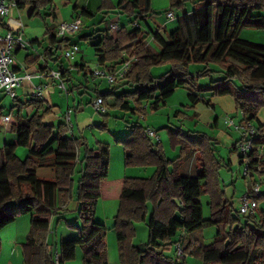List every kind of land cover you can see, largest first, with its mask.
I'll use <instances>...</instances> for the list:
<instances>
[{
  "label": "trees",
  "instance_id": "obj_1",
  "mask_svg": "<svg viewBox=\"0 0 264 264\" xmlns=\"http://www.w3.org/2000/svg\"><path fill=\"white\" fill-rule=\"evenodd\" d=\"M148 1L119 0L117 6H122V14L133 21L152 19L156 30L147 24L145 31L138 22L139 27L130 30L121 27L109 36L106 28L92 45L98 65L114 61L111 71L125 59H131L116 88L133 86L134 89L119 94L115 88L95 90L96 95L106 107L143 116L146 112L143 102L155 111L180 87L188 89L192 107L201 100L202 93L231 95L236 109L243 113L241 121L254 119L258 123L248 168L252 176L255 173L261 176L264 157L259 152L264 149V123L258 113L264 110V44L238 35L243 28L264 29V0H190L194 3L193 10L182 14V23L167 38L159 31L162 28L159 13L148 11ZM52 3L53 0H16L18 7L31 5V14H39ZM184 4L185 0H181L171 8L180 9ZM148 31L159 51H151L146 44ZM49 41L57 48L68 42L67 38L56 40L53 34L49 35ZM163 64H168L169 70L160 76L153 75L151 69ZM192 65L197 67L196 71H191ZM76 66L84 71V65ZM89 73L95 78L92 71ZM215 73L220 75L214 79ZM83 75L86 77L87 73ZM202 77H208L209 83L202 85ZM66 82L69 84V79ZM74 88L78 85L68 86L67 91L73 92ZM31 104L28 115L21 114L19 108L16 118L10 117L4 123L5 130L16 138L0 147V231L18 216L30 215L29 234L22 243V264H55L47 238L53 216L66 206L75 184L82 224L72 223L77 228V237L61 241L58 249L61 264L74 258L77 246L82 251V264H108L106 228L95 221L98 198L118 200L113 228L122 264H185L176 257L166 256L165 251L180 241L183 255L186 254L194 239L183 246L184 233L210 225L221 226L222 230H218L215 241L201 246L204 264H264V210L258 217L255 213L243 214L244 222L240 215L232 213L233 202L219 188L216 172L221 162L215 157L216 141L212 137L190 134L191 131L179 126L169 128L171 144L180 146V154L171 160L166 158L160 143L151 141L145 126L136 122L116 141L122 144L126 164L153 166L154 172L147 178H110L106 143L88 147L85 140L68 131L65 122L54 126L43 121L51 109L44 101ZM2 116L0 107V121ZM236 143L232 145L234 151ZM18 146L28 148L25 159L17 155ZM48 155L53 156L55 176L40 178L36 167ZM192 161L196 172L184 173L183 167ZM258 167L263 170L257 172ZM202 194L209 196L210 212L206 219L198 199ZM253 198L256 203L264 200V193L254 194ZM135 220L145 221L148 226L149 237L144 248L133 243ZM176 236L179 239L175 240Z\"/></svg>",
  "mask_w": 264,
  "mask_h": 264
},
{
  "label": "rangeland",
  "instance_id": "obj_2",
  "mask_svg": "<svg viewBox=\"0 0 264 264\" xmlns=\"http://www.w3.org/2000/svg\"><path fill=\"white\" fill-rule=\"evenodd\" d=\"M63 0H53V3L57 5V10L59 12L58 18L62 20H69L71 13V5L67 7ZM66 1V0H65ZM73 1V0H72ZM151 5V10L159 13V18L163 23V27L159 29L160 33L164 38H167L168 33L175 30L179 24L182 23V14L186 12L188 14L194 8L193 1L185 0V4L182 8L177 9L179 11H175V17L173 19H167L165 17V13L169 8L168 0H149ZM81 6L83 7L84 1H80ZM93 3V5H92ZM96 0H91L89 2V6L94 10ZM183 11V12H182ZM102 17V13L96 12L94 14L93 21V29L86 28L84 25L79 29L76 33L68 35V39L71 42H74L79 47V50L71 55L70 58L62 57V64L65 69H69L70 72L66 73L69 76V84L78 85L79 87H87L89 91L82 90V92H69L68 96L64 91L59 90L57 87H53L52 90H49V94L46 93V89L44 91V96L47 100L44 103L47 106H50V112L47 113L43 119L46 121L51 120L54 122V126H56L57 122L61 120V115L67 110L70 111L73 129L72 133L77 136H80V131L83 134L80 136L81 140H85L88 144V147H93L96 144L106 143L109 146V165H108V176L110 178L115 177H128V178H147L150 177L154 172L153 166H138V165H129L125 163L124 159V150L122 148V144L116 141L115 136H125L129 130L130 126L136 122H140V124L145 127L148 126L155 131L158 138L152 137L150 138L153 143H158L162 145V149L165 153L166 158L174 159L180 154V146H173L170 142L169 134L167 130L169 128H174L179 126L182 130L191 131L190 134L203 133L209 137H212L213 140L216 141L214 143L215 148V157L221 162V166L218 168L216 172V176L219 182V188L223 191L225 197L232 201V213L237 216L240 215V218L244 222L243 214L239 213V197L245 193L248 187L251 185V181L249 178H244L242 175L244 169V163L239 159V153L232 150V143L238 140L239 132L234 130L231 126H229L226 122V118H232L236 123H238L242 114L240 109H236L234 98L231 95H213L214 101H210L212 105H208L206 102L208 99L204 98L203 100L199 99V101L192 107L191 102L187 97L188 90L185 87L178 88L176 91L167 99L166 104L164 106H160L157 110L152 111L149 106H145L146 102H143V106L146 108V112L143 115H138L137 113L129 115L130 113L121 110L117 107L108 106L107 113H96L94 112L92 106L90 105L91 99L96 96V91L93 90V83L90 82L87 84L85 77L83 75L82 70L75 67L74 64L80 61V58L83 57L84 63L86 64L85 70L93 71L97 65L96 55L94 54V48L91 46L89 41L81 38V35H87L93 31L100 30L104 24L100 25V20ZM190 17V15H189ZM24 19V18H23ZM41 19L37 18L29 23L35 27H40ZM110 20V19H107ZM81 21V20H80ZM58 20L51 22L52 25L57 24ZM142 29L147 31L148 27L143 21ZM48 23V22H47ZM50 25V24H49ZM100 25V26H99ZM153 27V30L157 29V26L151 22L150 24ZM27 28V26H26ZM44 30L43 28H41ZM150 35H148L147 43L151 51L157 50L158 45L155 44L154 40H152V34L148 31ZM239 38L246 39L252 42L264 44V29H253V28H243L239 32ZM42 39V37H41ZM58 55L61 56L62 53L58 49ZM51 65L56 68H52L54 70H58V63L51 61ZM215 67L212 64V68ZM168 64H163L159 66H155L151 69V72L155 76H160L167 70H169ZM191 71H196L197 67L195 65L191 66ZM220 74L215 73L212 78H217ZM48 82V80L46 79ZM210 79L208 77L201 78V84H208ZM101 83L99 84L101 90H105L110 85L107 80L101 79ZM47 84V83H45ZM66 86L68 87V83L65 81ZM87 84V86H86ZM119 85L118 81L114 82L110 85L111 88H115V93L119 94L121 91L126 90L127 92H131L134 87H126V88H116ZM26 88L22 85L16 89L18 96H20ZM210 93V92H206ZM203 95L205 93H202ZM29 96V95H28ZM200 97V95H199ZM217 97H221L218 99ZM23 102H26V97L21 95ZM217 98V99H216ZM216 99V100H215ZM12 98L5 94V92L0 91V107L3 110L4 115H12L11 112V104ZM30 103V99L28 100ZM80 102L78 111H74L75 105ZM33 103V102H32ZM214 103V105H213ZM55 104V105H53ZM15 109V108H14ZM218 117V124L212 125L215 116ZM2 116V117H3ZM259 116L264 117V110L259 112ZM1 117V118H2ZM104 125H101L100 121ZM15 118H12L14 120ZM63 119V116H62ZM264 122V119L262 120ZM251 123L254 126H257L258 123L256 120L252 119ZM87 124H90L87 126ZM4 122L0 121V147L4 145V143H10L15 140L16 135L12 132L6 131L3 127ZM77 126H79L80 131H78ZM103 126V128H101ZM264 151V150H263ZM17 155L25 159L28 153V148L25 146H18L16 148ZM51 158L53 160L52 155L46 156V159L42 160L37 167V174L40 178L52 179L55 176V172L53 166L48 165V159ZM186 164L183 169L184 173L186 172V167L189 165L193 167L195 163ZM77 176V174H75ZM50 176V177H44ZM253 178L258 181L260 179V187L259 193H264V174L258 176L254 174ZM262 178V179H261ZM76 183V180H75ZM200 201L202 204V215L203 218L209 217V196L206 194H202L200 197ZM257 208L255 211L256 216L260 215V212L264 210V200L258 201ZM66 208V209H65ZM118 208V200L111 199H102L98 198L95 206V221L99 223H103L106 228V251H107V260L109 264H120L118 259V244L117 238L114 232V221ZM149 213L151 212L152 205H148ZM13 222L5 226L0 231V248L2 247V252H7L8 254L14 249H17V252L21 253L20 241L25 236L28 220L30 219L29 214H24L18 216ZM75 223V225L80 226L82 224L81 219L79 217L77 211V184H75L73 188L72 197L68 200L66 206L59 209V212L56 213L52 218L51 224V240L49 245L51 249L60 247V243L62 240L75 238L77 237V228L72 226L71 224ZM135 228V236L133 238L134 245L144 248L145 243L148 241L149 231L148 226L145 221H137L133 222ZM221 229V226L217 227L216 225L204 226L191 233H184L186 241L183 246H186L187 241L194 239V243L190 245L187 249L184 257L179 258V260L184 261L185 264H204L201 255V246L209 244L215 239H217L218 230ZM228 227H226V230ZM183 235V237H184ZM179 239V236L175 237V240ZM80 246L76 247V255L73 259L68 260L65 264H82V256H81ZM166 256L175 257L174 245L171 246L170 249L165 251Z\"/></svg>",
  "mask_w": 264,
  "mask_h": 264
},
{
  "label": "crops",
  "instance_id": "obj_3",
  "mask_svg": "<svg viewBox=\"0 0 264 264\" xmlns=\"http://www.w3.org/2000/svg\"><path fill=\"white\" fill-rule=\"evenodd\" d=\"M80 1L81 0H73V1L72 0H66V1L63 0L62 1V2H65V4H67V7L69 6V4L71 5L70 18H69V20H65V21H71L75 18H79L81 20L80 21V29L84 25L86 28H89L91 30V29H93L92 28L93 27V21L95 20L94 14L96 12L102 13V17L100 20V25L104 24L102 26V28H100V30H97V32L93 31L87 35H81V38H83L86 41H89L91 43V46L93 45L94 42L97 41V39H98L97 37L101 36L102 31L105 30L106 28H108V25H109L110 21H112V20H117L119 22L120 26L125 27L126 29L130 30L131 28H134V27H132V23L134 22L133 19L130 17H127L125 14H122V12H121L122 6H117L119 0H96L94 10L91 8V5L89 6V2L91 0H83L84 1L83 7L81 6ZM179 1H181V0H168L169 8L167 10L171 9V5H173L174 3L179 2ZM150 4L152 5V3H150L148 1V9H149L148 11H154V10H151ZM92 5H93V3H92ZM51 6L50 5L45 6L44 8L41 9L39 14H31V11H32L31 5H25L23 7L17 6L16 8L12 9L11 12L1 22L0 30L2 33L8 32V31H10L12 33L21 32L23 37L29 42V46L26 47L25 49H15V51H14L15 64L21 73L24 71H28V72L33 73V74H38L48 67L56 69L54 67V65L53 66L51 65V61H53L55 63H58L59 66L57 69L61 73L62 72L64 73V76H62V79L64 81H66L67 79H69V76L66 73L70 72V70L65 69L63 64H62V57H64L63 52H62V48L61 47L57 48L56 45L52 46L50 41H49V35L50 34H53L56 37V40L61 39L57 36V25L64 20L58 18L59 12L57 10V5L52 3ZM173 9L176 11H179V10H177V8H173ZM37 18L41 19L40 22L43 23V24L40 23V25H41L40 27L39 26L35 27V26L29 24V23H32V21H34V19L37 20ZM158 18H159V16H158ZM107 19H110V20H107ZM56 20H58L57 24L52 25L51 22H54ZM159 20H160V18H159ZM151 22L154 23V21L150 18H147V21H145V22L143 21L144 24H146V25L148 24L153 29V27L150 25ZM139 23H140V27H141L142 23L141 22H139ZM161 23H162V21H161ZM26 26H27V28H26ZM162 27H163V23H162ZM41 28H43L44 30H42ZM145 34L147 36L150 35L148 32H146ZM90 35H91V38H90ZM41 37H42V39H41ZM67 40H68L69 44L74 43V42H71L68 39V37H67ZM74 44H76V43H74ZM146 44L148 45L147 41H146ZM155 44L158 45L156 42H155ZM58 49L62 53L61 56L58 55ZM159 50H160V47L159 48L157 47V50H155V51H159ZM94 54H95V51H94ZM77 64L84 65V72L87 73V76L86 77L84 76V77H85L87 84L92 82L93 83V88H92L93 90L103 91L100 89V86H99V84L101 83L100 81L103 78H93V77H91V75H89L90 74L89 72H91V70H88V71L85 70L86 64L84 63L83 57L80 58V61L75 63L74 66L77 67L76 66ZM112 66H114V61H111V62L108 61L104 65H98L97 64L96 68L97 67H101V68L105 67V68L109 69ZM84 72H83V74H84ZM46 79L48 80V82L46 81ZM39 83H47L48 86L46 88V93H48V94L50 93L49 90H52L53 87H57L59 90H61L59 88V81L57 79H52V78H48V77H33L31 79V81L25 80L22 85L26 88V90L21 95L26 97V102H23L21 95L18 96V94L16 92V98H14V99L12 98L13 100H12V104H11V108H10L12 115L10 114L9 116L11 118H16V111L19 108H21V114L23 113L24 116L28 115L32 111V104L29 103V101H28L30 99L31 86H32V84H39ZM87 84H86V86H87ZM68 86H70V84H68ZM72 86H75V85L71 84V87ZM110 88L111 87L109 85L108 88L105 90H108ZM180 88H182V87H180ZM82 90L89 91V89L87 87L81 88L78 86V88H74V91H77V92H82ZM0 91H2V90H0ZM67 96H68V94H66V97ZM200 98L202 100L204 98H206V99H208L209 102L212 100L214 101V97L212 96L211 93H205L204 95L200 94ZM217 98L220 99L221 97H217ZM44 101L47 102L45 96H44ZM79 104H80V102H78L77 105L73 106L74 111H78L80 109ZM53 105H55V104H53ZM90 105H91V101H90ZM213 105H214V103H213ZM67 111H69V110H67ZM64 113L61 115V120L59 122H57V124L60 122H64V119H62V116L64 115ZM218 117H219L218 115L215 116L212 125L218 124ZM258 118L262 123H264L262 121L264 119V117L263 116L260 117L259 113H258ZM102 120L103 119L101 118V120L100 121L98 120V122L101 123V122H103ZM43 121L45 123L54 125V122H52L51 120L46 121L45 119H43ZM89 125L90 124H87V126H89ZM77 128H78V131H80V129H79L80 127L77 126ZM101 128H103V126ZM83 132H84V130L82 132L80 131V134L82 135ZM74 135H75V137L81 136V135L77 136L75 133H74ZM115 137L118 138L120 136H115ZM234 143H235V141L232 144H234ZM44 159H46V157L41 158L39 160V162H41ZM239 159H240V157H239ZM51 163H52V160H51V158H49L48 159V165L52 166ZM239 163H241V160L238 162V164ZM195 166L192 169V168H190L192 166L189 165L188 168L186 167V172L193 175L196 172ZM44 177H50V176H44ZM44 179H47V178H44ZM198 199L200 200V198H198ZM17 218H19V217H17ZM29 230H30V219L28 220V225H27L25 236L22 239V241H20L21 253H19V251L17 252L16 248L14 249V251H11L9 254L7 252L3 253L2 247H1L0 248V264H22V262H23L22 243L25 241L26 237L28 236ZM50 232H52V230ZM181 234H183V232H181ZM50 236H51V233H49L48 238H47L49 243H50V241H52ZM56 249H58V248H56ZM81 256H82V253H81ZM118 259H119V257H118ZM119 263L122 264L120 261H119ZM108 264H109V262H108Z\"/></svg>",
  "mask_w": 264,
  "mask_h": 264
},
{
  "label": "built area",
  "instance_id": "obj_4",
  "mask_svg": "<svg viewBox=\"0 0 264 264\" xmlns=\"http://www.w3.org/2000/svg\"><path fill=\"white\" fill-rule=\"evenodd\" d=\"M16 0H0V24L4 18L11 12L12 9L16 8ZM165 16L167 19H173L175 17V11L173 8L166 11ZM132 27H139L138 22L134 21ZM121 26L117 20L110 21L108 25V35L112 36L116 31L120 30ZM80 29V19L75 18L71 21H62L57 25V36L59 38H67L68 35L76 33ZM153 40V38H151ZM29 46V42L23 37L22 33H12L10 31L2 33L0 30V90L8 94L11 98H16V89L22 86L25 80L31 81L33 77H48L57 79L59 81V88L68 94L65 81L62 79L61 72L52 68H46L38 74H33L28 71L20 72L15 64L14 51L16 48L25 49ZM64 57L70 58L73 53L79 50L77 44L64 43L61 46ZM131 59H125L118 67L114 68L113 71L108 68L97 67L92 72L95 78H103L112 85L117 80L124 77L125 73L129 68ZM47 84L39 83L32 84L30 92V103L44 101V91L47 88ZM91 106L96 113H106L108 108L104 105L103 100L100 96H95L91 100ZM242 117L243 113L241 112ZM10 119L9 115H4L2 121L7 123ZM64 122L71 133L73 129V122L71 113L66 111L63 115ZM242 119V118H241ZM226 123L231 126L234 130L239 132V138L236 143L237 152L240 155L241 162L244 163V169L242 175L244 178H249L251 181L250 187L247 188L244 194L238 199L239 213L248 214L255 213L257 204L253 198L254 194L259 193L260 179L255 180L250 174L249 170V159L248 156L252 151L254 140L257 137V129L251 121H239L236 123L232 118H226ZM145 133L149 138L158 136L153 129L146 126L144 128ZM159 141V140H158ZM157 141V142H158ZM260 157H264V151L260 150ZM263 169L258 167L257 172H261ZM257 174V173H255ZM174 252L176 258L183 256L182 244L180 241L175 242ZM52 258L55 264H61L59 260V251L54 249Z\"/></svg>",
  "mask_w": 264,
  "mask_h": 264
}]
</instances>
